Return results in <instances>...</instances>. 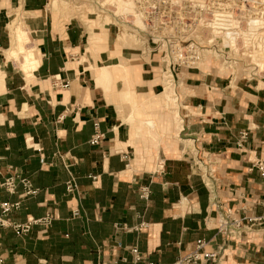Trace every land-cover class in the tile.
I'll use <instances>...</instances> for the list:
<instances>
[{"label":"crops","instance_id":"crops-1","mask_svg":"<svg viewBox=\"0 0 264 264\" xmlns=\"http://www.w3.org/2000/svg\"><path fill=\"white\" fill-rule=\"evenodd\" d=\"M53 1L0 0V211L21 201L12 219L51 216L24 237L2 230L4 264H173L199 239L220 253L199 264H264L260 78L207 64L174 74L168 96L156 55ZM14 22L29 34L31 71L12 51ZM16 173L37 193L1 185ZM227 217H246L244 230L223 233Z\"/></svg>","mask_w":264,"mask_h":264},{"label":"rangeland","instance_id":"rangeland-1","mask_svg":"<svg viewBox=\"0 0 264 264\" xmlns=\"http://www.w3.org/2000/svg\"><path fill=\"white\" fill-rule=\"evenodd\" d=\"M53 6L90 30H112L124 47L156 55L168 96L175 91L174 74L207 64L264 84V0H54ZM12 31L15 59L22 56L31 71L36 58L29 34L22 22Z\"/></svg>","mask_w":264,"mask_h":264},{"label":"built area","instance_id":"built-area-1","mask_svg":"<svg viewBox=\"0 0 264 264\" xmlns=\"http://www.w3.org/2000/svg\"><path fill=\"white\" fill-rule=\"evenodd\" d=\"M69 86V82L62 84L63 88H67ZM247 135L246 132H242V138H245ZM103 134L101 132H96L92 138L90 139V143L93 145L99 144ZM254 166L259 170L262 177H264V160H257L254 162ZM4 186L9 192H15L17 187L21 185L23 187V194L25 196H31L37 193V188H35L30 180L19 173L8 176L4 182L1 184ZM77 185L73 180H69L66 182V191L68 193H72L76 190ZM140 197L146 203L150 201L151 198V190L148 186H143L141 188ZM21 206V201L11 202V201H3L1 203V211H0V264L4 263L3 256V246L1 241L2 230L9 228L12 229L18 235H25L35 225L39 226H47L51 221V216L46 214L44 216L38 218H30L24 222L16 221L11 218V213ZM75 215L79 213L78 209L74 210ZM228 215H231L232 212L229 210ZM247 218H233L227 217L222 222L221 231L228 236L240 234L245 227V220ZM260 218H249L250 221H258ZM206 241L204 239L197 240L196 248L189 252L188 254L181 256L175 260L173 264H199L203 260H213L217 261L220 259V253L215 251H207L204 249ZM132 252L134 253V257L136 261H140L143 259L142 253L138 250V248H133Z\"/></svg>","mask_w":264,"mask_h":264}]
</instances>
